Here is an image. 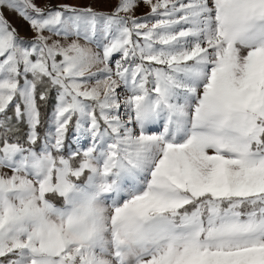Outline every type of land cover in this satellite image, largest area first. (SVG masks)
I'll use <instances>...</instances> for the list:
<instances>
[{
  "label": "snow or ice",
  "instance_id": "6c2138e0",
  "mask_svg": "<svg viewBox=\"0 0 264 264\" xmlns=\"http://www.w3.org/2000/svg\"><path fill=\"white\" fill-rule=\"evenodd\" d=\"M105 2L0 0V264H264V0Z\"/></svg>",
  "mask_w": 264,
  "mask_h": 264
},
{
  "label": "rangeland",
  "instance_id": "374dc122",
  "mask_svg": "<svg viewBox=\"0 0 264 264\" xmlns=\"http://www.w3.org/2000/svg\"><path fill=\"white\" fill-rule=\"evenodd\" d=\"M35 2L43 6L46 0H35ZM53 3L57 2V0H52ZM65 2H77V0H65ZM83 3L92 2L93 6L97 8L98 10H109L111 7V4L106 3L105 0H81ZM114 2V0H113ZM147 10V7L141 3L140 6L136 9V12L139 15H142L140 12H144ZM4 15L7 18V20L17 28L21 36L24 37H30L32 35V32L29 28V25L26 21H24L15 11L11 10H4Z\"/></svg>",
  "mask_w": 264,
  "mask_h": 264
},
{
  "label": "crops",
  "instance_id": "0c3cea01",
  "mask_svg": "<svg viewBox=\"0 0 264 264\" xmlns=\"http://www.w3.org/2000/svg\"><path fill=\"white\" fill-rule=\"evenodd\" d=\"M146 10V9H145ZM148 11V8H147V10L146 11H144V12H140L141 14H144V13H146ZM135 15H137V16H140L137 12H136V10H135Z\"/></svg>",
  "mask_w": 264,
  "mask_h": 264
}]
</instances>
